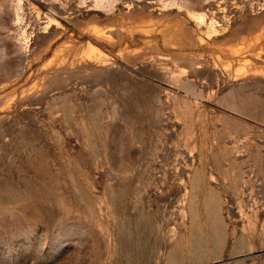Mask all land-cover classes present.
I'll use <instances>...</instances> for the list:
<instances>
[{"label": "rangeland", "instance_id": "1", "mask_svg": "<svg viewBox=\"0 0 264 264\" xmlns=\"http://www.w3.org/2000/svg\"><path fill=\"white\" fill-rule=\"evenodd\" d=\"M263 190L264 0H0V264H264Z\"/></svg>", "mask_w": 264, "mask_h": 264}, {"label": "crops", "instance_id": "2", "mask_svg": "<svg viewBox=\"0 0 264 264\" xmlns=\"http://www.w3.org/2000/svg\"><path fill=\"white\" fill-rule=\"evenodd\" d=\"M262 192L264 195V190ZM247 215L251 216L252 219L251 220H248V218L245 219L243 221L245 223H242L241 227L244 226V227H250V228H264V200H261L259 203V206H256L255 208H253L251 210V212L247 213ZM230 226L232 227V225H230ZM236 227H238V226H236ZM232 234H235L232 237L236 238L237 230L234 233L232 232ZM247 235H248V232H247ZM247 235H245L246 240L248 238ZM250 241H252V240L250 239ZM247 245L248 244L243 242V240L238 239V238L236 239V247L235 248H237L238 250H241L240 252H243L245 255L248 254V253H245L248 249ZM244 250H245V252H244ZM249 253H251V252H249ZM240 255H243V254L240 253L239 255L232 256L231 258L236 259L237 257H240ZM221 258L223 259V256Z\"/></svg>", "mask_w": 264, "mask_h": 264}]
</instances>
